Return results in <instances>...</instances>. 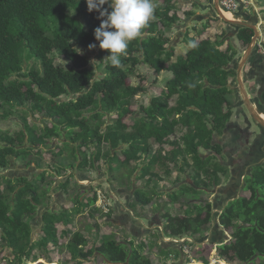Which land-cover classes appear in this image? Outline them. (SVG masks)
Here are the masks:
<instances>
[{
  "label": "trees",
  "instance_id": "obj_1",
  "mask_svg": "<svg viewBox=\"0 0 264 264\" xmlns=\"http://www.w3.org/2000/svg\"><path fill=\"white\" fill-rule=\"evenodd\" d=\"M172 8V0H163L154 11V20L142 30V36L130 42L120 65L112 66L106 56L108 50L99 48L93 34L100 24L98 13L89 12L85 0H0V120L18 114L24 125L14 133L0 132V142L5 143L0 144V169L8 166L10 156L28 159L32 148L48 145L65 130L68 141L54 155L70 159L72 163L67 166H74L78 155L80 167L93 164L87 155L92 145L98 148L94 159L98 161L104 143L111 149L121 147L119 152L124 156L121 163L127 165L149 153L151 139L160 146L168 142L177 127H182L184 146L174 141L167 154L162 155L159 147L150 159L152 164H161L165 175L172 171L168 163L178 157L183 163L178 166L180 172L191 169L192 185L182 184L167 194L170 201L175 203L187 196L197 199L200 192L220 185L228 170L213 161L221 152L219 145L213 143L214 133L222 132L232 114L228 81L233 69L229 64L236 49L230 43L221 49L224 40H196L187 31L184 40L188 39L189 46L173 60L174 46L168 47L169 38L165 35V29L179 20L175 13L170 14ZM236 36L247 46L254 31L240 27ZM89 44L97 45L93 66L79 50L89 49ZM52 53L63 57L67 67L55 64ZM141 63L156 73L169 71L171 77L160 96L153 97L146 107L140 106L143 116L128 125L124 118L133 113L132 99L144 91L142 85L129 83L128 78ZM173 96L176 104L171 106ZM30 113L39 114L52 124L39 128L29 124ZM113 114L116 117L111 119ZM200 147L213 154L203 158ZM35 154H41V150ZM117 155L113 158L117 159ZM30 162L31 159L26 164ZM245 181L248 195L228 201L218 216L220 225L232 236L229 243L218 247V255L241 264L257 256L264 257V165L253 168ZM45 194L39 184L25 179L8 180L0 188L1 244L12 248L13 259L19 264L22 258L31 257L37 247L31 243L28 220ZM152 198L150 192L136 190L134 194V201L141 205H147ZM91 201L95 203V193ZM185 201L184 214H162L163 232L171 237L191 234L204 239L203 230L212 222V203ZM60 220L50 212L43 216L45 233L54 245H57L54 223ZM70 220L68 217L66 223ZM85 245L82 234L75 232L66 248L72 258L79 257L81 261L97 254L109 263L152 264L137 251L130 253L126 245L113 238H101L99 245L86 251Z\"/></svg>",
  "mask_w": 264,
  "mask_h": 264
},
{
  "label": "crops",
  "instance_id": "obj_2",
  "mask_svg": "<svg viewBox=\"0 0 264 264\" xmlns=\"http://www.w3.org/2000/svg\"><path fill=\"white\" fill-rule=\"evenodd\" d=\"M181 1L184 2L183 0ZM162 4H159L157 7ZM184 4L185 5L181 3L180 5L182 6H180L175 3V0H172L173 8L170 11V14L175 13L179 21H181L182 17L186 18L182 24L175 26L176 31L174 35L175 39L178 38V41L176 42L177 46L174 47V59L178 55L184 54L181 50V44L184 43L183 40L187 31L189 32V36L195 37L198 40L208 37L212 39L208 36V30L204 29L208 27L207 24H205V20L208 18L206 15L209 14L210 11L215 10L213 8L214 3L209 5V3H197V1L194 0V2L189 5H186V3ZM157 7H155V9ZM239 13V16H243L242 20L238 17H234L235 19H239L240 21L246 22L250 25H255V27L257 26L255 16L250 17L245 14L242 15V12ZM235 14L237 13L235 12L232 15L235 16ZM151 20H154V16ZM202 22L203 25H201ZM173 26L174 24L172 27ZM212 35H215V33ZM262 47L260 48V54H262L263 58H261L259 64L263 66L262 70L264 73V53L262 51ZM252 51L253 50L251 49L250 52ZM245 68L246 66L244 69ZM170 77H166L164 80V87H160L163 89L155 97L160 96L165 90V82ZM231 97L232 95L230 94L229 98ZM150 101H148L147 104H141L140 106L146 107ZM175 102L176 96H173L169 103L173 106L176 104ZM132 112V114H129L124 118V121L127 124V118L131 117V119H129L132 121V124L134 118L143 116L144 114L140 112V109L136 112L132 110ZM30 114L27 116L28 122ZM258 114L264 119V111H260ZM17 116L20 118L15 117V115L11 116L12 119L8 118L10 119V123L3 127L0 126V132L7 131L9 133H14L22 129L24 127L22 117L21 115ZM39 119V123L33 122V124H36L38 128L44 126L45 121L43 120H48L43 116H40ZM235 120L236 119H234L232 112L230 120L222 132L219 134L214 133L215 140L213 143L219 145L221 152L215 156L213 161L225 166L228 170V175L220 185L218 184V186L212 187L213 192L211 195L213 196L210 198V200L213 199L211 200L212 222L207 227L206 233L203 234L204 239H201V236L199 237L191 234H186L180 237H171L166 235L163 232L164 219L162 218V214L170 212L172 215H182L183 212H185L187 205L182 208V214H174L171 212V205L163 207V205L154 200L155 194L159 195L166 189L158 188L157 190V184H155V181L162 180V177L157 174L156 170H153V166L156 163H150V159L159 147L162 148V155L167 154L170 150H172L173 144L171 143L174 141H176L180 147L184 146L182 136L185 130L182 127H177L175 133L169 137L168 142L161 144L160 146L156 144L154 139H151V148L149 153L145 155L143 154L139 161H130L127 165L121 163V160L124 159L123 154L119 152L121 147L118 149H111L106 143L101 145L100 159L98 161L94 160L97 155L98 148L94 145L91 146V148L87 151V155L90 160L92 158L93 164L89 163L84 167L79 166L81 160L80 155H78V160L73 162L74 166H67L69 163H72V161L64 155L62 156H64L65 159H57L53 162L47 158L48 153H44L43 159L42 157H39L37 160L31 157L32 152L28 159L10 156L8 166L0 169V188H3L8 180L14 181L25 179L28 182L39 184L40 190L42 192H46L45 196L41 199V203L37 206L36 212L28 220L31 243L37 244V247H35L34 251H32V254L30 255L31 257L26 259L22 258L21 264H121L109 263V261L106 262L102 258L97 257V254L83 261H81L79 257L72 258V255L67 250L66 245L75 232H80L86 240V245L84 247L85 251L99 245L101 238L108 237L115 239L118 243L126 245L130 249V253L133 250L139 252L142 256L148 258L152 264H209L210 258L215 259L213 261L215 264H241L237 261L226 260L218 255V247L225 243H229L232 240L230 231L224 229L220 225L218 216L227 205L228 201L234 200L242 195H248V191L244 189L246 185V177L250 174L253 168L264 165V127H262L255 136L249 137L247 127L243 126L241 124L242 122H237ZM11 127L14 128L11 129ZM180 131L181 133L179 134ZM66 132V130L62 131L61 136L53 138L51 142L49 141V144L51 145L48 144L46 146H40V148L34 147L32 148L34 149L33 151L36 152L40 149L41 152H43V150H48L54 155L58 152L62 144L68 141L66 138ZM0 144L5 143L0 142ZM52 144H56V147L58 144H60V146L57 147V150H54L55 148ZM24 146H28V144ZM122 146L125 147L124 145ZM199 152L203 158L213 154L212 151L205 150L203 147L199 148ZM116 155L117 159H114L113 157ZM29 159H31L30 164H26ZM187 159L189 163H192L189 156H187ZM174 162H167L169 165H175L177 168V170H172L170 175H175L177 178L178 173L184 172L188 179H191V169L187 168L181 172L178 170V166L183 164L182 159L178 157V159ZM101 164H105L107 166L106 172L109 171L112 177L106 179V172L102 170L100 166ZM158 164L161 165L160 163ZM135 166H137V168L133 171L132 168ZM110 168L113 170L110 171ZM44 173L45 175L42 178ZM153 174L155 176H151ZM139 180H143L144 184H137ZM152 182H154V184L151 186L154 187V190H156L154 193H152L153 188H149V185ZM65 183H68V185L63 187ZM95 183L101 186V188L104 187V190L112 194L109 195V198L112 201L111 212L109 215H102L94 201H91L95 192H93L95 189ZM186 184L191 185L190 183ZM181 185V182L178 183L174 188L175 191L178 190ZM136 190L146 193L150 192L153 196L150 203L147 205H141L140 203L135 202L134 194ZM185 199L191 200L190 196H187L177 201V203L185 201ZM210 200L208 199L209 202ZM46 212L53 213L61 219L60 221L54 223L57 245H54L52 240L50 238L48 239L47 234L45 233L46 224L43 221V216ZM68 217L72 220L66 223ZM45 240H47V242H45ZM62 240L66 242L63 244L61 243ZM204 242H207L211 246L210 258H202L201 260L193 258L188 260L190 257L184 253V247H186V245L192 247L191 244L199 246ZM62 248L68 252V255L65 254ZM39 249H41L40 256L37 255ZM1 250H4L8 256L7 264H19V261L16 262L13 259L14 256L12 248L6 247L0 243V251ZM60 250H62V253H59ZM56 254L59 256H67L62 259L64 261H58ZM245 264H264V257L259 258L257 256L254 260Z\"/></svg>",
  "mask_w": 264,
  "mask_h": 264
},
{
  "label": "rangeland",
  "instance_id": "obj_3",
  "mask_svg": "<svg viewBox=\"0 0 264 264\" xmlns=\"http://www.w3.org/2000/svg\"><path fill=\"white\" fill-rule=\"evenodd\" d=\"M184 2H182L181 0H175V3L180 5L181 3H183V5H185L184 3H186V5H189L191 4L192 2H194V0H183ZM198 2H203V3H209V5L213 4L214 3V0H195ZM239 2V7H238V10L236 11V13L238 14H235L232 15V17H238L240 20H242V17L243 16H239V12H242V15L245 14V15H248L250 17H256V27L258 28V34H259V41H258V45L256 46V48L259 50L262 46H264V0H238ZM154 3L156 5V7L159 5V4H162V0H154ZM182 6V5H180ZM70 14L72 16H76L75 13L71 12L70 11ZM205 17V16H204ZM206 22L205 24H207V28H205L204 30H208L207 33L209 34L208 36H210L212 39L211 40H225V43L221 46V49H225L227 47V44H232L233 46H235V49H236V55H235V58L236 60L239 59V57H241L245 51V49L247 48V46H244L242 45V43H240L236 37H232V35L234 33H232L234 31V26L227 23L226 21L222 20L218 15H217V12L214 10V11H210L209 14L206 15ZM233 18L229 19V20H232ZM186 18H183L181 19V21H177L175 22L174 26L171 27L170 29H165V34L168 35L167 37L169 38V44H168V47L170 46H174L176 47L177 44L176 42L178 41V38L175 39V26L176 25H180L182 24V22L185 21ZM201 25H203V22L201 23ZM191 33V31H190ZM215 35H212L214 34ZM209 38V37H208ZM198 40V39H196ZM188 39L185 38V40H183L184 43L181 44V50L182 52H185L187 50V47L189 46L188 45ZM255 47V44L253 45V48ZM81 52H84L88 58H89V61H90V65H94L95 62H96V58H95V53H96V50H97V46L94 47V48H89V49H79ZM52 56L55 60V64H58V65H63V66H66L68 65V62L61 56L57 55L56 53H52ZM174 60V58H172ZM92 61H94L92 63ZM171 76V73L168 72V71H162L160 73H156L154 71V69L152 67H149V65L147 64H138L136 66V71L134 73L133 76H130L128 78L129 80V83H132V84H140L143 86L144 88V91L142 93H139L137 94L133 99H132V104L131 105V109L134 110L135 112L140 109V105L141 104H147L148 101H150V99L152 97H155L157 96L161 90L163 88H160V87H164V80L166 79V77H170ZM18 115V114H17ZM15 115V117H18L20 118L19 116ZM234 115V119H236L235 121L237 122H242L241 124L243 126H246L247 125L243 122V115L241 116H237L235 114ZM246 115V118L251 122V118L249 117V115L247 113H245ZM115 114L111 115V119L115 118ZM29 119V123H33V122H36V123H39L40 122V116L39 115H31L28 117ZM131 119V117H129ZM127 118L126 121L128 122V124H131V120ZM10 119H12L10 117ZM10 119H5L2 121H0V126L3 127V126H6L10 123ZM43 120V119H42ZM45 121L44 125H47V126H50L52 124V122L50 120H43ZM252 123V122H251ZM16 126V125H15ZM14 127H11V129H13ZM185 130V129H184ZM260 129L256 126H251V128L249 129L247 127V133H249V137H253L256 135V133L259 131ZM184 132V131H183ZM181 133V131L179 132V134ZM52 140H50L51 142ZM51 145V144H49ZM53 145V144H52ZM54 146V150H57V147L60 146V144H58V146L56 147V144L53 145ZM156 148V147H155ZM34 150V149H33ZM32 152V156L30 154L31 157H33V159L37 160L39 159V157H42L43 159V155L44 153H48L47 154V158H49V160L51 162L53 161H56L57 159H63L64 156H54L52 153H50L48 150L41 152V154L39 155H36L34 151H31ZM34 153V154H33ZM65 159V158H64ZM171 165V164H170ZM102 170L104 172L107 171V166L105 164H101L100 165ZM171 168L172 170H177L176 166H172L171 165ZM153 170H156L157 174L160 175L162 177V180H156L155 181V184H157L156 188L158 190V188H163V189H166L165 191H162L161 194L159 195H154V200H156L159 204L163 205V207H167L168 205H171V212L176 214V213H181L182 214V208L185 206L184 204L186 203V201H180L179 203L175 202V203H172L170 201V198L168 197L167 193L169 192H173L175 191V186L178 184V183H190L192 185V180L191 179H188L187 175L184 173V172H181V173H178V176L177 178L175 177V175H165V172H164V169L162 168L161 165L159 164H155L153 166ZM174 174V173H173ZM94 176V175H93ZM111 177V173L108 171L106 172V179H109ZM170 177V178H169ZM169 178V179H168ZM164 180V181H163ZM225 180V178L222 177V180L221 182ZM94 183V182H93ZM102 184V183H101ZM137 184H141L143 185L144 184V181L143 180H139L137 182ZM154 184V182L150 183L149 185V188H154L152 187L151 185ZM154 186V185H153ZM103 188V189H102ZM97 185V183H95V189L93 190L96 191L97 189H101L102 191H104L106 193V195L108 197H110L109 195H112L110 194L108 191L104 190V187H102ZM169 190V191H167ZM213 192V188H209L208 190H206L205 192H200L198 194V198L196 199H193V200H190L192 203L193 202H196V203H199V200H203L204 202L205 201H208V199L210 200L211 195ZM92 196V194H91ZM191 199V198H190ZM213 200V199H211ZM210 200V202H211ZM188 201V200H187ZM110 204H112V201L110 199ZM96 205V203H95ZM97 206V205H96ZM110 207H112V205H110ZM100 213L102 215H106L105 213L102 212V210L100 208H98ZM184 214V212H183ZM207 230H203V234L206 233ZM194 241V240H192ZM66 241L62 240L61 243H65ZM1 243V241H0ZM207 242H204L203 244H198L199 246H197L196 244H191L192 247H190L189 249V255H191L190 258H188V260L190 259H197V260H201L202 258L204 259H208L210 258L211 256V246L208 244ZM214 249V248H213ZM62 250L65 252V254H67L68 252H66V250L64 248H62ZM62 250L59 251V253H62ZM38 256L41 255V249L38 250V253H37ZM68 255V254H67ZM67 255H61L59 256L58 254H56V257L58 258V261H64L62 259H64ZM7 255H6V252L4 250H1L0 251V264H7L8 263V260H7ZM67 260V259H65ZM211 260V258L209 259V261ZM90 263V262H88ZM99 263V262H97Z\"/></svg>",
  "mask_w": 264,
  "mask_h": 264
},
{
  "label": "clouds",
  "instance_id": "obj_4",
  "mask_svg": "<svg viewBox=\"0 0 264 264\" xmlns=\"http://www.w3.org/2000/svg\"><path fill=\"white\" fill-rule=\"evenodd\" d=\"M85 2L89 12L98 13L97 19L100 20V24L94 29L93 34L95 40L99 42V48L108 50L106 56L112 66H119L121 56L126 55L130 42L142 36V30L153 18L156 7L154 0H85ZM105 4L108 8L103 7ZM96 46L88 45L90 49Z\"/></svg>",
  "mask_w": 264,
  "mask_h": 264
},
{
  "label": "flooded vegetation",
  "instance_id": "obj_5",
  "mask_svg": "<svg viewBox=\"0 0 264 264\" xmlns=\"http://www.w3.org/2000/svg\"><path fill=\"white\" fill-rule=\"evenodd\" d=\"M238 29H234L232 33V37L237 38ZM238 40V39H237ZM239 41V40H238ZM259 40L256 41L255 47L252 48V52L248 54V58L246 60V64L243 65L240 76L243 81V87L247 94V98L242 94L241 87L237 80L238 75V67H239V60H232L230 68L233 69V73L229 77L228 85L231 90L229 95L231 94L232 97L229 98V105L230 109L232 110L233 114L237 116L243 115L246 119L245 113H247L250 117V110L248 106L251 107L256 113L260 111H264V73H263V66L260 63L261 58H263L261 53V49H257L256 46L258 45ZM249 45H247L248 48ZM246 48V49H247ZM245 49V51H246ZM237 61V64H236ZM246 68L244 69V67ZM249 104V105H248ZM251 118V117H250ZM260 129V128H259Z\"/></svg>",
  "mask_w": 264,
  "mask_h": 264
},
{
  "label": "water",
  "instance_id": "obj_6",
  "mask_svg": "<svg viewBox=\"0 0 264 264\" xmlns=\"http://www.w3.org/2000/svg\"><path fill=\"white\" fill-rule=\"evenodd\" d=\"M213 8L215 9V11L217 12V15L224 21H226L227 23L233 25L236 29H239L240 27H248V28H251L253 31H254V36L251 38V42L248 46V48L246 49V51L244 52V55L242 56L240 62H239V67H238V75H237V80H238V83L241 87V92L242 94L247 98V94L244 90V87H243V81H242V78L240 76V71L243 67V65L246 64V60L248 58V54L250 53V50L253 48V45L256 43V41L259 39V34H258V30H257V27H255V25H250V24H247L246 22H243V21H240L239 19H233V20H229L228 18H226L224 16V14L220 11V9L218 8V0H214V4H213ZM249 105V104H248ZM249 110H250V117H251V122L244 116L243 117V122L247 125V127L250 129L251 126H256L258 128H262L264 127V119L259 116L258 113H256L253 109H251L250 106H248ZM246 116V115H245Z\"/></svg>",
  "mask_w": 264,
  "mask_h": 264
},
{
  "label": "built area",
  "instance_id": "obj_7",
  "mask_svg": "<svg viewBox=\"0 0 264 264\" xmlns=\"http://www.w3.org/2000/svg\"><path fill=\"white\" fill-rule=\"evenodd\" d=\"M238 7H239V2L237 0H218V8L222 13L224 12L235 13L238 10ZM262 51L264 53V47H262ZM94 193L96 196L95 203L97 207L100 208L103 213L105 214L109 213L111 209L110 198L101 189H97ZM189 249L190 247L186 245V247H184V253L187 254L189 257H191V255H189L190 254ZM214 260L215 259H211L209 264H215L213 263Z\"/></svg>",
  "mask_w": 264,
  "mask_h": 264
},
{
  "label": "bare ground",
  "instance_id": "obj_8",
  "mask_svg": "<svg viewBox=\"0 0 264 264\" xmlns=\"http://www.w3.org/2000/svg\"><path fill=\"white\" fill-rule=\"evenodd\" d=\"M223 14H224V16H225L226 18H229V19L233 18V17H232V14H233V13H231V12H224Z\"/></svg>",
  "mask_w": 264,
  "mask_h": 264
}]
</instances>
